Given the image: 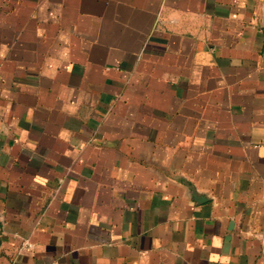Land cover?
<instances>
[{"label": "crops", "instance_id": "0c3cea01", "mask_svg": "<svg viewBox=\"0 0 264 264\" xmlns=\"http://www.w3.org/2000/svg\"><path fill=\"white\" fill-rule=\"evenodd\" d=\"M0 264H264V0H0Z\"/></svg>", "mask_w": 264, "mask_h": 264}, {"label": "clouds", "instance_id": "9594fccd", "mask_svg": "<svg viewBox=\"0 0 264 264\" xmlns=\"http://www.w3.org/2000/svg\"><path fill=\"white\" fill-rule=\"evenodd\" d=\"M217 257L216 256H211L210 259L215 260Z\"/></svg>", "mask_w": 264, "mask_h": 264}]
</instances>
